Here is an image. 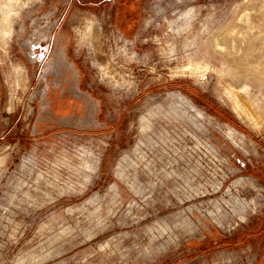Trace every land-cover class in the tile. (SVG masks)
Listing matches in <instances>:
<instances>
[{"label": "rangeland", "instance_id": "rangeland-1", "mask_svg": "<svg viewBox=\"0 0 264 264\" xmlns=\"http://www.w3.org/2000/svg\"><path fill=\"white\" fill-rule=\"evenodd\" d=\"M24 1L0 0V264H264V0ZM56 8L58 115L23 45Z\"/></svg>", "mask_w": 264, "mask_h": 264}, {"label": "flooded vegetation", "instance_id": "flooded-vegetation-1", "mask_svg": "<svg viewBox=\"0 0 264 264\" xmlns=\"http://www.w3.org/2000/svg\"><path fill=\"white\" fill-rule=\"evenodd\" d=\"M57 9L48 10L49 12L44 9L33 16L30 15L23 43L26 56L35 69V75H42L44 101L48 109L52 111L51 105L55 102L60 103L63 109L65 108L63 112L55 113L56 115L67 112L73 104L72 98L60 95V91L56 88L58 86H54L56 82L52 80V78H57L60 83L64 81L61 76L69 72L72 66L68 64L67 52L64 51L65 46H62V34L58 33L60 26L63 25L64 14L53 16ZM63 87L67 88L65 85Z\"/></svg>", "mask_w": 264, "mask_h": 264}, {"label": "bare ground", "instance_id": "bare-ground-1", "mask_svg": "<svg viewBox=\"0 0 264 264\" xmlns=\"http://www.w3.org/2000/svg\"><path fill=\"white\" fill-rule=\"evenodd\" d=\"M32 1H35V0H25L24 2H27V3H30ZM22 3V2H21ZM9 4V3H8ZM22 5V4H21ZM16 6V5H14ZM13 9V8H12ZM17 9V8H16ZM18 12V11H17ZM2 20V19H1ZM96 27V26H95ZM86 29H87V32H88V43L90 46H93L94 45V42L96 40V35H95V30H94V24L92 23H89L87 26H86ZM96 29V28H95ZM98 33V32H97ZM94 41V42H93ZM98 41V40H97ZM100 46V45H99ZM102 66V65H101ZM100 66V67H101Z\"/></svg>", "mask_w": 264, "mask_h": 264}]
</instances>
